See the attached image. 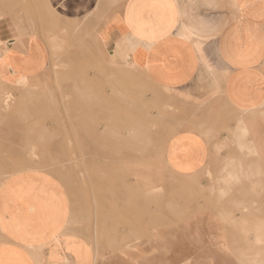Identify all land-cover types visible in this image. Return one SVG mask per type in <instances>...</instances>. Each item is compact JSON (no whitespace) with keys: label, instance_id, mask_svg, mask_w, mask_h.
Returning <instances> with one entry per match:
<instances>
[{"label":"crops","instance_id":"crops-1","mask_svg":"<svg viewBox=\"0 0 264 264\" xmlns=\"http://www.w3.org/2000/svg\"><path fill=\"white\" fill-rule=\"evenodd\" d=\"M95 41L111 62L176 91L167 167L216 191L178 236L169 230L161 256L122 245L118 218L139 210L112 193L99 235L81 189L44 173L6 177L0 264H264V0H0V81L10 87H32L60 50L96 62Z\"/></svg>","mask_w":264,"mask_h":264},{"label":"rangeland","instance_id":"rangeland-1","mask_svg":"<svg viewBox=\"0 0 264 264\" xmlns=\"http://www.w3.org/2000/svg\"><path fill=\"white\" fill-rule=\"evenodd\" d=\"M95 42L96 62L82 49L75 56L60 50L32 87L0 81V180L21 173L63 178L65 188L81 189L86 207L95 209L99 235L104 199L112 193L120 208L139 210L118 218L127 251L138 244L166 256L169 230L178 236L184 218L208 202L216 185L208 189L167 167L176 91L128 63L111 62ZM88 47L87 57L94 58ZM204 176L214 181L208 172Z\"/></svg>","mask_w":264,"mask_h":264},{"label":"bare ground","instance_id":"bare-ground-1","mask_svg":"<svg viewBox=\"0 0 264 264\" xmlns=\"http://www.w3.org/2000/svg\"><path fill=\"white\" fill-rule=\"evenodd\" d=\"M108 53H109V52H108ZM108 53H107V54H108ZM62 146H63V145H62ZM62 146H60V148H61ZM60 160L64 161V160H66V157H64V156H56L55 161H60Z\"/></svg>","mask_w":264,"mask_h":264}]
</instances>
